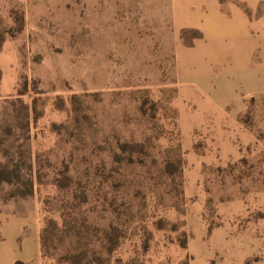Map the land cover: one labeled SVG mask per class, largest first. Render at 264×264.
I'll return each instance as SVG.
<instances>
[{"label": "rangeland", "instance_id": "1", "mask_svg": "<svg viewBox=\"0 0 264 264\" xmlns=\"http://www.w3.org/2000/svg\"><path fill=\"white\" fill-rule=\"evenodd\" d=\"M179 2L0 0V53L9 46L17 60L14 88L0 90V228L17 243L37 230L49 264H121L122 243L143 250L156 229L178 226L169 220L185 202L174 101L181 75H192L179 48L203 37L198 24L178 23ZM205 86L212 100L235 99L231 81ZM252 100L242 117L256 125L264 97ZM258 161L209 170L208 208L254 192L245 204L255 213L238 219L264 220ZM256 235L242 264H264V231Z\"/></svg>", "mask_w": 264, "mask_h": 264}, {"label": "crops", "instance_id": "2", "mask_svg": "<svg viewBox=\"0 0 264 264\" xmlns=\"http://www.w3.org/2000/svg\"><path fill=\"white\" fill-rule=\"evenodd\" d=\"M177 5L182 6L178 23H196L203 31L194 46L179 48L188 56L184 75L192 74L189 82L181 75L179 98L174 101L184 208L170 212L169 220L178 222L177 228L156 229L143 250L137 245L128 249L122 243L119 259L121 264L139 257L144 264H242L260 245L256 234L264 231V220H248L242 225L238 219L255 213L254 207L245 204L254 203L255 193L236 192L216 208H208L213 199L208 189L213 179L209 170L258 158L264 176V139L260 135L264 134V113L256 125L242 117L252 99L264 97V0H183ZM209 46H213V54ZM214 54L215 59L211 58ZM0 66V90L6 95L14 88L17 75L16 54L9 46L0 53ZM229 81L237 88L234 100H212L209 93L199 90L205 85L221 90ZM201 94L206 100L197 99ZM259 194L264 205V192ZM180 231L183 241L179 240ZM37 237L34 230L17 243L13 232L0 228V264L17 260L49 264L40 254Z\"/></svg>", "mask_w": 264, "mask_h": 264}, {"label": "trees", "instance_id": "3", "mask_svg": "<svg viewBox=\"0 0 264 264\" xmlns=\"http://www.w3.org/2000/svg\"><path fill=\"white\" fill-rule=\"evenodd\" d=\"M261 136H264V134L260 133Z\"/></svg>", "mask_w": 264, "mask_h": 264}]
</instances>
